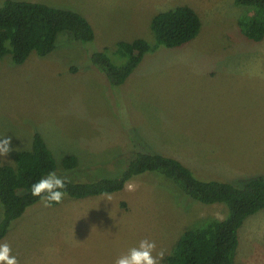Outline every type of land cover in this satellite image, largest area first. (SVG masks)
<instances>
[{"label": "rangeland", "instance_id": "1", "mask_svg": "<svg viewBox=\"0 0 264 264\" xmlns=\"http://www.w3.org/2000/svg\"><path fill=\"white\" fill-rule=\"evenodd\" d=\"M30 1L82 13L95 50L136 38L151 49L114 86L93 67L69 70L83 63L85 52L65 31L45 56L32 53L22 64L3 56L0 140L10 137L12 150L0 156L2 163L13 165L38 131L58 165L64 155L77 156L75 171L59 166L62 175L111 177L135 151L150 150L178 159L200 179L240 186L264 177V37L241 33L245 6L234 0ZM179 5L197 12L200 31L180 47H155L151 18ZM159 182L131 179L120 191L64 197L56 206L40 201L12 221L0 244L10 246L18 264H115L147 239L156 245L152 255L163 252L160 264H168L184 230L224 219L227 208ZM238 243L234 264H264V208L245 219Z\"/></svg>", "mask_w": 264, "mask_h": 264}, {"label": "trees", "instance_id": "2", "mask_svg": "<svg viewBox=\"0 0 264 264\" xmlns=\"http://www.w3.org/2000/svg\"><path fill=\"white\" fill-rule=\"evenodd\" d=\"M234 2L247 8L237 22L241 33L248 39L261 40L264 0ZM150 28L155 47H180L197 36L201 20L193 8L179 5L155 14ZM62 31L81 44L85 52L83 63L72 65L69 70L76 72L85 66L93 67L105 75L111 86L122 84L151 49L145 39L136 38L118 41L114 49H106L110 52L95 50L90 47L94 30L80 12L30 0H4L0 5V59L9 55L12 63L22 64L32 53L45 56L55 49L57 36ZM59 166L73 172L78 158L74 154L64 155L58 165L38 131L33 132L30 148L15 154L13 165L0 161V239L5 237L12 221L42 201L31 195V185L52 171L67 181L64 197L79 199L120 191L131 179L157 184L162 179L163 184L168 180L203 204L225 205L224 219H208L199 227L181 233L166 258L168 264H234L239 228L248 216L264 208V177L249 178L240 186L228 181L200 179L178 159L150 150L135 151L122 170L111 177L77 178L69 172L62 175Z\"/></svg>", "mask_w": 264, "mask_h": 264}, {"label": "clouds", "instance_id": "3", "mask_svg": "<svg viewBox=\"0 0 264 264\" xmlns=\"http://www.w3.org/2000/svg\"><path fill=\"white\" fill-rule=\"evenodd\" d=\"M11 138L5 137L0 140V156L6 157L12 150L10 145ZM67 181L65 178L59 177L54 171L49 172L47 177L41 178L39 181L31 185V195L40 197L46 207L52 203H61L65 192ZM129 190H134V186L129 185ZM110 200V197H109ZM155 242L143 239L139 242L138 247H133L127 255L121 256L115 264H160L164 253L159 252L156 256L152 253L155 250ZM0 264H18L17 258L11 255L10 246L0 244Z\"/></svg>", "mask_w": 264, "mask_h": 264}, {"label": "crops", "instance_id": "4", "mask_svg": "<svg viewBox=\"0 0 264 264\" xmlns=\"http://www.w3.org/2000/svg\"><path fill=\"white\" fill-rule=\"evenodd\" d=\"M82 14V13H81ZM92 26V25H91ZM245 221V220H244ZM244 225V222H243V224H242V226ZM242 226L240 227V228H242ZM239 242H240V240H239ZM238 245L240 246V244L238 243ZM239 248V247H238ZM236 252H238V249H237V251ZM243 263V262H242ZM250 263V261H248V260H246V264H249Z\"/></svg>", "mask_w": 264, "mask_h": 264}]
</instances>
